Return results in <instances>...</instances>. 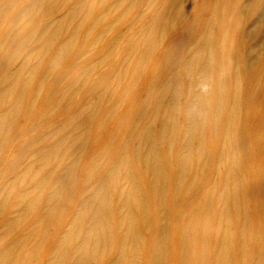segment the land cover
Masks as SVG:
<instances>
[{"label":"rangeland","instance_id":"obj_1","mask_svg":"<svg viewBox=\"0 0 264 264\" xmlns=\"http://www.w3.org/2000/svg\"><path fill=\"white\" fill-rule=\"evenodd\" d=\"M0 264H264V0H0Z\"/></svg>","mask_w":264,"mask_h":264},{"label":"bare ground","instance_id":"obj_2","mask_svg":"<svg viewBox=\"0 0 264 264\" xmlns=\"http://www.w3.org/2000/svg\"><path fill=\"white\" fill-rule=\"evenodd\" d=\"M208 62V61H207ZM175 94V93H174ZM175 97V96H174ZM171 107V106H170ZM192 108V107H191ZM161 117V116H160ZM158 121H160V120H158ZM162 121V120H161ZM160 121V123H161V125H163V123ZM162 128H164V126L162 127ZM161 129V128H160ZM150 130V129H149ZM161 131V130H160ZM163 131V130H162ZM162 131H161V133H162ZM160 133V132H159ZM161 133H160V135H161ZM159 135V134H158ZM172 135V134H171ZM169 136V135H168ZM171 137V136H170ZM170 139V138H169ZM173 140V139H172ZM163 141V140H162ZM170 142V141H169ZM152 146V145H151ZM151 148H153V147H151ZM147 150V149H146ZM152 150H154V148L152 149ZM155 151V150H154ZM157 153V152H156ZM155 153V154H156ZM148 154V153H147ZM154 154V155H155ZM153 155V156H154ZM156 156V155H155ZM169 158H170V156H169ZM144 160H145V158H144ZM143 160V162H145V161H147V160H145L144 161ZM122 189V188H121ZM133 189V188H132ZM128 193V192H127ZM130 194V193H129ZM118 196V195H117ZM163 198V197H162ZM133 199V198H132ZM128 200V199H127ZM134 201V200H133ZM116 202V201H115ZM126 202V201H125ZM138 202V201H137ZM124 205H125V203H124ZM126 206H127V204H126ZM128 207V206H127ZM129 209H130V211L132 210L130 207H128ZM136 208V207H135ZM99 209H100V207H99ZM97 211V210H96ZM129 212V211H128ZM132 212V211H131ZM145 212V211H144ZM128 215H129V213H128ZM106 217V216H105ZM105 219V218H104ZM101 223V222H100ZM95 224V223H94ZM101 230V229H100ZM109 230V229H108ZM111 232V231H110ZM88 234V233H87ZM89 236V235H88ZM109 236V235H108ZM90 237V236H89ZM96 239V238H95ZM109 239V238H108ZM112 239V238H111ZM110 240V239H109ZM111 241V240H110ZM112 242V241H111ZM109 243V242H108ZM113 243V242H112ZM177 246V245H176ZM175 246V247H176ZM86 250V249H85ZM176 250V249H175ZM134 257V256H133ZM81 260V259H80ZM84 262V261H83ZM101 262V261H100Z\"/></svg>","mask_w":264,"mask_h":264}]
</instances>
